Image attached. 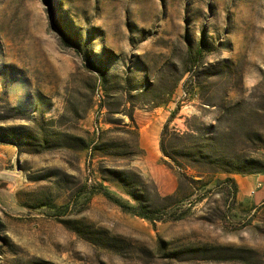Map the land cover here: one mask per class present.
<instances>
[{
  "label": "rangeland",
  "instance_id": "1",
  "mask_svg": "<svg viewBox=\"0 0 264 264\" xmlns=\"http://www.w3.org/2000/svg\"><path fill=\"white\" fill-rule=\"evenodd\" d=\"M0 264H264V0H0Z\"/></svg>",
  "mask_w": 264,
  "mask_h": 264
},
{
  "label": "crops",
  "instance_id": "2",
  "mask_svg": "<svg viewBox=\"0 0 264 264\" xmlns=\"http://www.w3.org/2000/svg\"><path fill=\"white\" fill-rule=\"evenodd\" d=\"M257 179V178H256ZM255 178H252V177H250V178H248L247 179V181L249 182V184L251 185V186H253V189H252V191L253 192H255L254 191V189L258 186V185H260V183H258V181L259 180H256ZM256 180V181H255ZM255 181V182H254ZM254 183V184H253ZM253 184V185H252Z\"/></svg>",
  "mask_w": 264,
  "mask_h": 264
},
{
  "label": "trees",
  "instance_id": "3",
  "mask_svg": "<svg viewBox=\"0 0 264 264\" xmlns=\"http://www.w3.org/2000/svg\"><path fill=\"white\" fill-rule=\"evenodd\" d=\"M106 195H109L108 193Z\"/></svg>",
  "mask_w": 264,
  "mask_h": 264
}]
</instances>
